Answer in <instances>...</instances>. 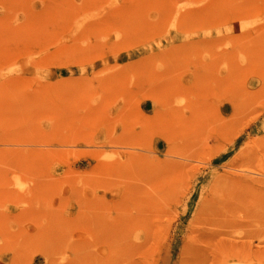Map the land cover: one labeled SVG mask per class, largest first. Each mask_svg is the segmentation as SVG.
Returning <instances> with one entry per match:
<instances>
[{
    "label": "rangeland",
    "instance_id": "obj_1",
    "mask_svg": "<svg viewBox=\"0 0 264 264\" xmlns=\"http://www.w3.org/2000/svg\"><path fill=\"white\" fill-rule=\"evenodd\" d=\"M0 264H264V0H0Z\"/></svg>",
    "mask_w": 264,
    "mask_h": 264
}]
</instances>
